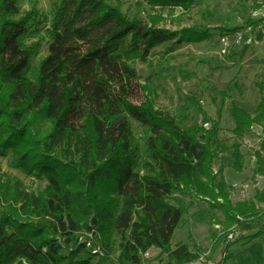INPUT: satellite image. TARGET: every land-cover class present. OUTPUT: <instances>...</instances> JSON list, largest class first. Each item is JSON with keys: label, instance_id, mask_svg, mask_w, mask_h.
<instances>
[{"label": "trees", "instance_id": "16d2710c", "mask_svg": "<svg viewBox=\"0 0 264 264\" xmlns=\"http://www.w3.org/2000/svg\"><path fill=\"white\" fill-rule=\"evenodd\" d=\"M139 1L149 9L144 18H130L121 0H59L50 26L40 28L36 8L22 13L19 0H0V157L12 152L16 169L46 182L35 194L0 178V264H111L118 230V264H140L142 251L150 246L168 264H196L202 250L193 240V247L173 244L189 211L177 199V205L170 203L175 194L203 200L224 217L215 220L224 232L211 235V253L224 245L218 264L237 258L231 236L262 225L248 240L264 237V190L253 201L233 203L223 167L214 171L215 160L228 151L218 139L221 116L183 126L156 108L132 67L136 61L147 63L155 48L170 41H209L212 30L162 27L163 11L188 12L195 0ZM262 22L250 20L246 27ZM43 30L54 51L34 66L39 45L24 40ZM218 30L226 35L243 28ZM257 39L262 41L264 34ZM255 87L261 95L255 116L234 103L228 110L237 164L243 160L244 136L256 126L264 132V78ZM234 91L242 88L231 82L218 95L225 102ZM41 120L51 126L45 136L35 133ZM132 121L150 132V162L143 174L136 172L140 148ZM255 158V175L264 177V140ZM85 231L97 237L103 257L87 250Z\"/></svg>", "mask_w": 264, "mask_h": 264}, {"label": "rangeland", "instance_id": "374dc122", "mask_svg": "<svg viewBox=\"0 0 264 264\" xmlns=\"http://www.w3.org/2000/svg\"><path fill=\"white\" fill-rule=\"evenodd\" d=\"M59 0H19L22 13L37 9L40 28L50 26L53 19L55 4ZM114 3L115 0H105ZM123 12L130 18H144L148 7L139 0H121ZM257 4H264V0H257ZM140 4H143L142 6ZM254 0H195L193 7L188 11H163L166 22L162 27L170 31L184 28L210 29L214 34L209 41L200 44L178 45L175 41L162 44L150 54L148 62L136 61L132 67L136 69L141 82L149 88L155 106L162 112L176 117L183 126L192 127L202 125L204 117L218 121L220 143L228 151L219 155L213 164L215 172L223 167V176L232 189L233 203L253 201L258 191L264 190V177L255 175L257 168L255 152L260 149L264 140V132L258 126L244 136L240 141L243 160L237 164L233 156V145L237 141L233 135L234 124L229 115L232 103L256 115V108L261 95L255 84L264 78V39L258 41L259 34H264V6L257 8ZM262 23L247 28L248 21ZM45 27V28H47ZM243 28L240 33L223 35L218 30ZM107 31V27L101 28ZM100 31V32H101ZM26 45L38 44L39 49L33 59L37 66L54 51V42L45 30L38 34L31 33L25 40ZM235 82L242 91H234L231 99L225 102L218 95L226 86ZM135 141L140 148V160L136 172L143 174L145 164L150 162L147 150V140L150 137L149 129L132 121ZM50 124L46 120L36 123L35 133L45 136L50 132ZM240 168V170H238ZM0 178L9 187L21 186L28 193L38 194L46 187V182H39L32 177L25 176L13 164L12 152L6 157H0ZM179 200L189 211L184 217L182 225L176 230L173 244L196 243L202 250L200 259L196 264H218L221 261L224 245L211 253L213 243L211 235L222 234L225 227L217 225L215 220L224 221L221 213L212 211L210 205L203 200L194 199L189 195L175 194L170 203L177 205ZM120 210L124 207L123 198L120 199ZM264 211V205H260ZM263 228L257 225L255 230L240 232L230 237L233 243L231 251L237 258L227 264H264V237L249 241L248 237ZM89 231V230H88ZM85 231L82 241L89 242L87 250L98 258L104 255L94 250L97 237ZM130 231L126 234L128 235ZM121 232L115 231L113 235L114 253L111 264H118L121 254ZM192 240L195 243H191ZM87 251L80 252L84 255ZM160 250L148 247L141 253L140 264H168L167 257H160Z\"/></svg>", "mask_w": 264, "mask_h": 264}, {"label": "built area", "instance_id": "2783aa9c", "mask_svg": "<svg viewBox=\"0 0 264 264\" xmlns=\"http://www.w3.org/2000/svg\"><path fill=\"white\" fill-rule=\"evenodd\" d=\"M92 236H94L93 234H91ZM89 244V243H88ZM92 244L90 243L89 246H91ZM101 248L98 246L97 248H95L94 250L96 251V253H100L101 254Z\"/></svg>", "mask_w": 264, "mask_h": 264}]
</instances>
